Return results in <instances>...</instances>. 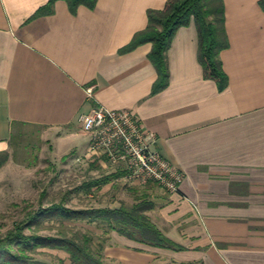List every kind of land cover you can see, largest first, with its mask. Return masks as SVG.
Returning <instances> with one entry per match:
<instances>
[{
  "label": "crops",
  "instance_id": "crops-1",
  "mask_svg": "<svg viewBox=\"0 0 264 264\" xmlns=\"http://www.w3.org/2000/svg\"><path fill=\"white\" fill-rule=\"evenodd\" d=\"M259 1L222 0L228 40L219 53L228 79L222 92L202 76L191 21L175 32L166 53L168 85L152 95L157 75L147 58L151 44L120 50L146 28L147 11L162 9L166 0H96L92 9L80 6L75 14L57 0L50 14L35 18L48 0H0V152L8 154L0 170L11 162L13 139L23 129L61 156L81 153L88 144L81 114L95 105L130 109L153 136L151 147L183 172V180L175 193L154 183H128L131 187L117 197L113 184L127 181L122 174L112 176L90 188V207L148 201L152 208L146 216L180 249L148 246L114 231L104 234L93 222L90 235L107 239L103 263L264 264V11ZM59 256L71 264L67 253Z\"/></svg>",
  "mask_w": 264,
  "mask_h": 264
},
{
  "label": "trees",
  "instance_id": "trees-1",
  "mask_svg": "<svg viewBox=\"0 0 264 264\" xmlns=\"http://www.w3.org/2000/svg\"><path fill=\"white\" fill-rule=\"evenodd\" d=\"M57 0L48 2L36 10L31 18L47 15L52 12V6ZM66 3L71 14L78 7L92 9L96 0H62ZM264 11V0L259 1ZM146 28L132 37L130 42L120 52H128L137 46L150 43L151 49L147 58L155 69L157 78L151 88L154 95L168 85V69L166 53L175 32L187 26L191 21L197 33V60L202 69L204 79L214 81L217 90L222 92L228 84L219 59V53L228 47L224 27V6L222 0H166L160 10H148ZM8 159L6 152H0V167ZM112 174L95 180H90L87 187L106 183ZM152 208L148 201H135L127 206L121 204L118 208H86L72 210L62 203L51 204L46 208L39 207L28 215L27 221L14 225L3 239H0V264H28L27 252L35 248L62 250L69 256L71 264H104L101 251L106 244V238H96L98 243L92 246L93 237L83 235L81 242L61 236L24 235L23 230L42 217L57 216L66 221L96 222L104 230V234L114 231L119 235L157 248L179 250L180 247L168 240L146 216ZM36 264V263H31Z\"/></svg>",
  "mask_w": 264,
  "mask_h": 264
},
{
  "label": "rangeland",
  "instance_id": "rangeland-1",
  "mask_svg": "<svg viewBox=\"0 0 264 264\" xmlns=\"http://www.w3.org/2000/svg\"><path fill=\"white\" fill-rule=\"evenodd\" d=\"M26 131L23 129V133L16 134V139H13L12 160L0 170V239L14 225L26 222L28 215L39 207L62 203L72 210L90 208V200L94 198H90V187H87L90 180L102 177L108 171L124 176L126 173L121 167L108 164L105 158L102 160L107 164L106 168H101L97 163L100 159H85L83 154L86 148L81 153L74 151L61 156L53 147L44 145L39 135L32 137ZM128 183L124 180L115 182L114 195L122 197L124 189L131 187L127 186ZM125 200L128 205L131 203L129 199ZM23 234L61 236L81 242L83 235H90V223L66 221L57 216L42 217L37 223L25 228ZM92 237L95 249L98 241L96 237ZM60 252L64 251L31 249L26 254L28 264H67L60 258Z\"/></svg>",
  "mask_w": 264,
  "mask_h": 264
},
{
  "label": "built area",
  "instance_id": "built-area-1",
  "mask_svg": "<svg viewBox=\"0 0 264 264\" xmlns=\"http://www.w3.org/2000/svg\"><path fill=\"white\" fill-rule=\"evenodd\" d=\"M91 93L92 87L86 88L88 97ZM78 121L81 131L88 136L85 159L105 158L108 164L126 172L125 179L130 184L154 183L167 192L178 191L183 172L151 147L153 136L142 130L132 110H109L95 105L89 113L81 114Z\"/></svg>",
  "mask_w": 264,
  "mask_h": 264
}]
</instances>
